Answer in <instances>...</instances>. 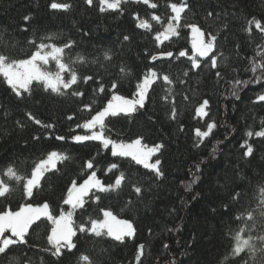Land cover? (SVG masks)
Masks as SVG:
<instances>
[{
	"label": "trees",
	"instance_id": "1",
	"mask_svg": "<svg viewBox=\"0 0 264 264\" xmlns=\"http://www.w3.org/2000/svg\"><path fill=\"white\" fill-rule=\"evenodd\" d=\"M53 2L70 7L52 9ZM152 2L157 8L124 0L120 10L101 11L99 0L92 5L86 0H0V54L24 59L35 50L29 41L38 44L52 34H57V45L71 40L74 44L66 49L64 59L81 78L73 88L84 93L83 97L60 95L34 81L29 92L22 91L17 97L0 76V180L12 188L0 197V211L47 202L53 215H59L69 209L63 201L73 181L83 180L93 170L107 185L123 172L126 179L119 189L93 190L95 195L84 198V207L73 212V226L87 225L89 218L100 219V210L107 209L130 221L134 230L122 242L77 231L72 237L76 247L53 256L45 251L51 247L47 243L51 222L42 217L30 227L28 244L0 254V264H17L13 257L19 264H86L82 255L89 256L91 264H264V254L259 252L232 255L231 236V230L243 226L237 217L252 209L256 216L248 222L254 228L252 235H264L260 216L264 137L254 135L264 130V101L257 99L264 94V81L236 84L261 75L250 69L254 62L264 63V32L250 22L260 21L264 27V0H185L188 7L179 34L163 42L156 41L155 35L172 15L167 5L180 0ZM152 15L160 16V22L152 20ZM138 18L148 20L151 30L139 28ZM186 24L197 25L205 40L209 34L216 37V67L201 57H197L200 66L192 67L191 31ZM125 35L129 40L123 39ZM169 51L172 57L162 56ZM179 51L188 55L180 57ZM105 52L110 59H105ZM153 55L158 57L156 61L151 60ZM47 66L56 67L54 61ZM149 70H155L159 78L149 88L144 107L130 115L108 117L105 135L117 142L142 138L145 145H163L152 157L153 162L160 160L162 176L130 157H113L111 148L105 149L97 141L77 143L72 139L88 134L77 124L105 106L113 94L133 96ZM164 74L172 84L163 81ZM89 75L103 83L104 93L93 91L98 83L83 82ZM113 81L118 86L110 90ZM205 100L207 115L201 116L197 109ZM93 101L92 113L82 110L83 104ZM208 124L215 125L209 135L197 136L196 131H207ZM249 131L253 136H247ZM58 136L65 139L58 140ZM248 145L253 148L251 155H245ZM51 151L70 158L46 172L30 198L23 181L4 174L12 166L19 175L29 177L35 163ZM89 160L93 169L86 167ZM112 163L118 169L108 171ZM136 186L141 188L140 194L135 192ZM254 243L261 246L259 240Z\"/></svg>",
	"mask_w": 264,
	"mask_h": 264
},
{
	"label": "snow or ice",
	"instance_id": "2",
	"mask_svg": "<svg viewBox=\"0 0 264 264\" xmlns=\"http://www.w3.org/2000/svg\"><path fill=\"white\" fill-rule=\"evenodd\" d=\"M124 0H99L100 10H120ZM150 8H157V4L152 0H137ZM88 5H92L93 0H86ZM172 15L168 17L166 27L163 31H159L155 35V40L163 42L164 40L170 39L172 36L178 35V29L181 27L182 14L185 13L188 5L185 0H180L179 3L172 2L167 5ZM70 7L68 3H51L52 9H64L67 10ZM211 15V13H210ZM30 17H24L25 21H28ZM139 19V18H138ZM152 20L160 22L161 17L152 15ZM255 23V27L264 32L260 21H251ZM139 28L151 30V24L148 20L139 19ZM184 27H188L192 32V44L191 49L193 55L189 57L193 68L200 66L197 57L208 58L211 60L212 67H216L217 59L214 54L216 37L209 34L208 39L205 40V33L195 24H186ZM27 30V29H24ZM57 34L47 35L41 38L40 43H36L35 40L29 41L35 48L30 57L26 59H10L4 54H0V76L4 78L7 85L15 93L17 97H20L23 92H29L30 86L33 82H37L44 87L45 90H51L54 93L60 95H72L74 97H83L84 93L73 86L78 87V82L81 79L76 70L72 67L71 63L66 62L64 57L66 49H70L74 42L69 40L63 45H57L55 40ZM125 41L129 40V37L125 35L123 37ZM53 41L47 43L46 41ZM180 57L188 55L186 51H179ZM162 56L172 57V52L162 53ZM105 59H110L108 52L104 53ZM158 57L156 55L151 56V60L156 61ZM77 60H84L83 57H77ZM50 61H54L58 71L51 72L42 70L43 65H48ZM253 73L258 70L261 75L254 77L252 81H236L237 85L248 84L249 82L261 83L264 81V63H253L250 69ZM125 70L122 68L121 72ZM65 73L67 77L65 78ZM126 74V73H125ZM187 73H185L186 75ZM220 73H217L219 76ZM158 74L155 70H149L144 76L141 82L136 85L137 91L134 94L135 98L128 99L121 95H112L111 99L108 100L106 106L96 109L94 114L90 115V118L85 120L82 124H77V127H81L87 130L90 134L75 135L72 139L81 143L84 141H97L103 148H111V155L113 157H130L138 165H142L145 169L151 170L156 176H162L163 173L160 171L159 164L160 160L157 158L155 162H150L152 157L159 152L163 145L156 144L153 147H148L142 143V138H136L129 143L117 142L106 136L105 133L108 130L106 125V119L110 116L114 117L120 114L130 115L134 113L138 107H144V101L149 88L158 79ZM162 79L167 84H172L173 81L169 75L164 74ZM83 82L87 84L89 81L98 83V88L94 89L95 93H104L105 86L103 83H99L94 76H84ZM118 82L113 81L110 86V90L117 89ZM68 90H72L70 93ZM235 95V92L233 93ZM259 101H264V94H261L257 98ZM93 101L90 104H83L82 110H86L89 113L93 112ZM208 102L205 100L203 104L197 109V113L201 116L207 115L205 108ZM175 110H173V118ZM30 119H34L36 124H41V121L35 119L29 114ZM72 119V117H69ZM214 124H208L207 131H196V135L203 138L209 135ZM50 127V125H45ZM256 137H264V130L256 131L254 133ZM247 136H253V132L249 131ZM58 140H64L65 137L58 136ZM253 148L248 145L247 152L245 155H251ZM70 157L64 153L58 151H51L47 154L46 158L39 160L35 163L29 177H24L18 174L14 167L9 166L5 175L11 180L20 182L23 181V189L27 197H32L33 189L40 185L41 179L45 173L51 169H55L58 162L69 159ZM87 169H93L94 164L91 160L86 162ZM118 169V164L112 163L108 171ZM126 177L123 172H120L115 177V181L112 184L105 185L96 175L95 171H92L82 183L77 184L73 181L71 187L67 192V198L64 199L63 203L70 206L69 211H61L59 215H53L50 210V206L47 202L41 205L33 206L32 204H25L19 208V210L13 211L11 209L0 211V254H6L7 250L12 246L27 245L28 240L26 237L29 234L30 227L41 218H46L47 221L51 222L50 234L47 236V243L51 246L45 251H50L53 256L62 255V250L67 249L71 251L76 245L72 241V237L76 235L77 231L86 234H93L96 237L107 236L116 241H123L125 236L133 235L132 224L127 220L118 219L117 216L107 209H101L102 219L89 218L88 224H80L73 226V212L77 208H83L85 203V197H88L90 193L95 195L93 190L98 192H109L119 189ZM12 190L11 186L4 180H0V197H5ZM137 194L141 193L139 186L135 187ZM260 193L264 196V186L260 188ZM98 201L99 196H95ZM261 218H264V200L261 202ZM256 218L255 210H246V213H241L237 219L243 226H238L236 229L231 230V236L234 241V247L232 248V255L238 256L241 253L247 251L250 255L255 256L256 253L264 254V235L254 237L252 235L253 227L248 224L249 221H254ZM90 225V226H89ZM260 241V247L258 248L254 241ZM14 260H19L13 257ZM80 259L86 264H91L90 258L87 255H82ZM247 264V262H245Z\"/></svg>",
	"mask_w": 264,
	"mask_h": 264
},
{
	"label": "rangeland",
	"instance_id": "3",
	"mask_svg": "<svg viewBox=\"0 0 264 264\" xmlns=\"http://www.w3.org/2000/svg\"><path fill=\"white\" fill-rule=\"evenodd\" d=\"M190 31H191V29H190ZM190 35H191V44H192V32L190 33ZM191 52H192V50H191ZM28 57H30V55L28 56ZM28 57H26V58H28ZM26 58H24V59H26ZM54 64H55V62H54ZM56 66V65H55ZM42 70H45V71H51V72H56V71H58V69L55 67L54 68V70H51V69H49L48 68V66L47 65H43L42 66ZM137 91V90H136ZM136 91H135V93H136ZM134 93V94H135ZM133 94V96H131V97H125V98H128V99H133V98H135V95ZM113 95H118V94H113ZM122 96V95H121ZM111 99V98H110ZM107 104V103H106ZM106 104H105V106H106ZM88 134H90V133H88ZM134 140V139H133ZM132 141V140H131ZM131 141H129V142H131ZM129 142H127V143H129ZM156 145V144H155ZM155 145H147L148 147H153V146H155ZM44 158H46V157H44ZM43 158V159H44ZM150 162H153V160H151ZM93 170H90L88 173H87V175H86V177L83 179V180H85L86 178H87V176L88 175H90L91 174V172H92ZM83 180H81V181H79V182H77V184H80V183H82L83 182ZM71 187V186H70ZM69 187V188H70ZM67 198V195H66V197H65V199ZM23 205H25V204H22L21 206H23ZM41 205V204H40ZM20 206V207H21ZM33 206H37V205H33ZM19 207V208H20ZM19 208L18 209H16V210H19ZM16 210H13V211H16ZM69 210H71L70 209V206H69V209H67V210H65L64 212H67V211H69ZM103 218V216L100 218V219H102ZM118 219H121V218H118ZM122 220H126V219H122ZM128 221V220H127ZM130 222V221H129ZM131 223V222H130ZM90 226V225H89Z\"/></svg>",
	"mask_w": 264,
	"mask_h": 264
},
{
	"label": "water",
	"instance_id": "4",
	"mask_svg": "<svg viewBox=\"0 0 264 264\" xmlns=\"http://www.w3.org/2000/svg\"><path fill=\"white\" fill-rule=\"evenodd\" d=\"M167 24V23H166ZM166 24L164 25V28L166 27ZM164 28H163V30H164Z\"/></svg>",
	"mask_w": 264,
	"mask_h": 264
}]
</instances>
